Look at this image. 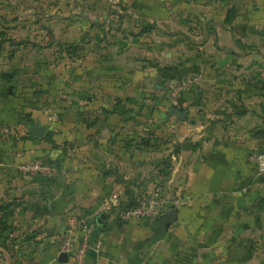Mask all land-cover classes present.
<instances>
[{
    "label": "crops",
    "instance_id": "obj_1",
    "mask_svg": "<svg viewBox=\"0 0 264 264\" xmlns=\"http://www.w3.org/2000/svg\"><path fill=\"white\" fill-rule=\"evenodd\" d=\"M4 126L0 264H264V0H0ZM32 159L54 173L19 172ZM157 184L183 202L154 219L107 205ZM66 233L78 262L58 259Z\"/></svg>",
    "mask_w": 264,
    "mask_h": 264
},
{
    "label": "built area",
    "instance_id": "obj_2",
    "mask_svg": "<svg viewBox=\"0 0 264 264\" xmlns=\"http://www.w3.org/2000/svg\"><path fill=\"white\" fill-rule=\"evenodd\" d=\"M181 89V85L178 83H170L168 85V91L165 98L169 105L176 107L179 105V93ZM0 132L13 138H16L18 134L9 126H4L0 129ZM255 166L257 172H264V151L256 153ZM17 169L24 174L38 172L50 175L55 171V167L50 164V162L38 159L20 162L17 165ZM182 202L183 198L166 194L163 187L157 184L149 191L135 194L133 199L125 205H120L121 200L119 197L116 194H112L108 197L107 205L116 208L117 214L121 218L141 217L154 219L164 208L173 207ZM83 227H86L85 224L82 225V228ZM85 246V242L76 246L75 243H73V237L69 233L59 236L56 244L57 251L65 252L66 255H69L75 262L80 260L84 253Z\"/></svg>",
    "mask_w": 264,
    "mask_h": 264
},
{
    "label": "water",
    "instance_id": "obj_3",
    "mask_svg": "<svg viewBox=\"0 0 264 264\" xmlns=\"http://www.w3.org/2000/svg\"><path fill=\"white\" fill-rule=\"evenodd\" d=\"M158 86V85H155ZM168 111L171 112L172 114H174L176 117L178 118H183L184 114H185V110L184 109H179L176 106L173 105H169L168 106ZM24 127L26 129V132L29 133L30 135L35 136V140H38V137L41 135H46V136H50L51 135V131L46 129L45 125H41V124H37V123H29V122H24ZM105 214L100 212L97 214L96 218H95V222H96V228L97 229H101L102 226L105 223ZM66 258V253L63 251H59L58 252V259L59 260H65Z\"/></svg>",
    "mask_w": 264,
    "mask_h": 264
},
{
    "label": "trees",
    "instance_id": "obj_4",
    "mask_svg": "<svg viewBox=\"0 0 264 264\" xmlns=\"http://www.w3.org/2000/svg\"><path fill=\"white\" fill-rule=\"evenodd\" d=\"M176 67H173V66H169V67H161V71H160V80H159V83H162L164 80L166 79H169V78H172L174 76H178V74L176 73H173V70H175ZM186 86L184 85L181 89V92L179 93V97L182 93V91L184 90ZM165 103L169 106L166 98H165ZM178 108V107H177ZM21 119H23L21 117ZM141 140H146V139H141ZM10 141H12L13 143L16 142V140L14 139H10ZM8 204L6 203L5 205L4 204H0V234L6 230V229H9L10 228V223H9V218H8V215H9V211L7 210L8 208ZM169 210L171 209H174L173 207H170L168 208Z\"/></svg>",
    "mask_w": 264,
    "mask_h": 264
}]
</instances>
